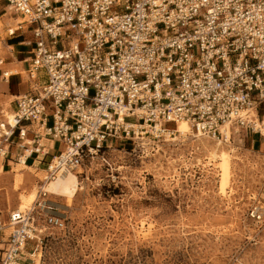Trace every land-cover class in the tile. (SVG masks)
I'll use <instances>...</instances> for the list:
<instances>
[{
  "label": "built area",
  "instance_id": "built-area-1",
  "mask_svg": "<svg viewBox=\"0 0 264 264\" xmlns=\"http://www.w3.org/2000/svg\"><path fill=\"white\" fill-rule=\"evenodd\" d=\"M0 2L20 19L7 35L29 34L33 48L30 92L0 112L2 163L33 159L44 183L115 141L171 136L179 121L221 142L232 129L264 139V0ZM46 197L40 189L23 213L0 209V264L37 263L46 229L64 228ZM251 212L264 221L263 208Z\"/></svg>",
  "mask_w": 264,
  "mask_h": 264
},
{
  "label": "rangeland",
  "instance_id": "rangeland-1",
  "mask_svg": "<svg viewBox=\"0 0 264 264\" xmlns=\"http://www.w3.org/2000/svg\"><path fill=\"white\" fill-rule=\"evenodd\" d=\"M0 15L17 29L11 11L3 7ZM170 128L171 136L115 141L103 156L87 160L74 198L46 195L64 228L46 229L35 264H264V221L251 212L264 209V139L232 129L225 145L192 128L190 135ZM63 149L57 145L55 152ZM226 153L231 183L221 193L218 166ZM11 169L0 175L5 215L34 205L47 167ZM32 194L35 200L22 204Z\"/></svg>",
  "mask_w": 264,
  "mask_h": 264
},
{
  "label": "crops",
  "instance_id": "crops-1",
  "mask_svg": "<svg viewBox=\"0 0 264 264\" xmlns=\"http://www.w3.org/2000/svg\"><path fill=\"white\" fill-rule=\"evenodd\" d=\"M0 12L3 10V7L8 9L4 2H0ZM1 18V15H0ZM13 28L16 27L18 19H14ZM17 20V21H16ZM0 23L6 27V30L0 33V39L3 40V47L0 50V60H4V63L0 65V112L1 111H12L16 108V101L23 95L30 92V86L28 79H23L20 75V72L27 74V69L29 62L32 57V47L26 42L30 40V35L17 34L15 36L4 37L3 33L10 28L5 22ZM11 27V28H12ZM13 30V29H11ZM9 73L8 78L5 79L4 73ZM9 104V110L4 108ZM50 148L52 145L47 144ZM51 154H55L54 151H50ZM49 160V159H48ZM13 160L8 162H3L0 160V175L9 173L11 168L18 166ZM31 167L40 166L37 162L34 163L33 159H30L26 164ZM42 166V165H41ZM44 166V165H43ZM14 170V169H13Z\"/></svg>",
  "mask_w": 264,
  "mask_h": 264
},
{
  "label": "bare ground",
  "instance_id": "bare-ground-1",
  "mask_svg": "<svg viewBox=\"0 0 264 264\" xmlns=\"http://www.w3.org/2000/svg\"><path fill=\"white\" fill-rule=\"evenodd\" d=\"M20 21L18 20V23ZM17 23V24H18ZM16 29L11 30V32L14 33ZM135 125V124H133ZM176 133H181V134H188L190 135V133H192L191 130V126L186 122V121H179L176 125ZM230 132H227V141L225 143L229 144V138H230ZM201 136V135H198ZM218 144H222V143H218ZM224 144V143H223ZM217 150H215L212 153L213 158L217 157ZM231 156L226 154H222L220 156L219 159V169H220V173H221V182H220V191L221 193H225L227 191L228 188H230V181H231ZM18 166H27L25 163H21ZM83 173L82 170L79 169V171L77 173H69V174H65L62 175L54 180L45 181V185L42 186V190L43 192L46 193V195L50 194V195H58L61 197H65V198H74L78 191L81 190L78 187L76 178L78 176V174ZM75 176V177H74ZM22 200V199H21ZM35 200V196L34 194L30 195V197H28V199H23L22 200V204H26L29 205L31 204L33 201ZM26 210H18L17 213L21 212H25Z\"/></svg>",
  "mask_w": 264,
  "mask_h": 264
}]
</instances>
